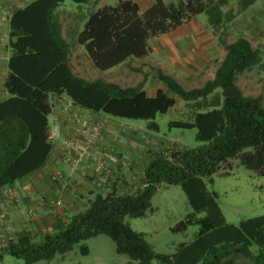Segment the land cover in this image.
<instances>
[{
    "label": "trees",
    "instance_id": "trees-1",
    "mask_svg": "<svg viewBox=\"0 0 264 264\" xmlns=\"http://www.w3.org/2000/svg\"><path fill=\"white\" fill-rule=\"evenodd\" d=\"M65 1L35 0L10 19L12 55L5 84L10 97L0 103V190L46 166L53 150L49 116L54 97L66 95L83 109L113 118L145 120L156 132L158 116L175 109L177 98L188 111L181 114L182 121L170 122L169 127L195 129L202 145L173 151L158 148L139 188L124 193L112 187L107 194L95 195L84 211L60 220L38 242L25 234L16 242L3 243L0 262L4 254L25 264L53 261L76 245L105 235L113 240L118 254L139 264H152L155 259L160 264H264V216L238 226L230 224L217 194L208 189L224 164L236 158L248 170L264 175V104L261 98L246 96L237 83L239 75L262 62L261 52L245 38L225 43L226 57L215 78L191 90L158 69L156 77L163 89L154 97L143 85L123 88L103 80L86 81L74 74L70 64L72 46L58 15ZM70 1L82 5L92 0ZM151 2L143 13L133 0H120L89 16L77 42L97 69L108 71L131 58H145L153 51L151 39L175 31L202 13L219 15L215 9L207 10L201 0ZM164 184L180 186L192 209L173 231L199 227L194 241L180 245L173 255L156 253L143 234L124 222L127 216L144 218L153 211V197ZM82 252L88 255V247L83 246ZM244 258L248 262L240 263Z\"/></svg>",
    "mask_w": 264,
    "mask_h": 264
},
{
    "label": "rangeland",
    "instance_id": "rangeland-1",
    "mask_svg": "<svg viewBox=\"0 0 264 264\" xmlns=\"http://www.w3.org/2000/svg\"><path fill=\"white\" fill-rule=\"evenodd\" d=\"M120 0H92L88 4H75L70 0L59 7L58 15L63 25L65 38L72 46L70 64L74 73L86 81L103 80L120 85L123 88L143 85L150 97L155 96L156 71L162 69L166 74L178 77L179 83L187 90L203 87L207 81L215 78L216 72L226 57L225 43L239 38L250 41L254 49L261 52L262 62L238 76L237 83L246 96L261 98L264 104V22L245 21L236 18L232 23L221 27L205 26L204 18L186 23L180 33H168L150 40L152 53L142 59L131 58L121 66L101 71L97 69L85 49L77 42L78 34L83 30L89 16L106 5H116ZM145 12L152 4L151 0H133ZM167 4L179 0H166ZM264 4V2H262ZM252 25L247 26L246 24ZM263 23V24H260ZM54 97L51 102L55 101ZM175 109L165 115H159V132L148 128L145 120L117 118L134 130H139L140 140L147 139V154L158 148L168 151L194 149L202 145L197 141V131L170 128L169 123L182 121V113L188 106L179 100ZM77 114V113H76ZM79 118V115H76ZM145 139V140H146ZM148 156V155H147ZM134 159V155H130ZM208 189L218 196V203L228 223L238 226L241 222L264 216V175L248 170L240 158L224 164L221 172L214 176V184ZM42 199L41 204H52ZM55 202V201H54ZM63 206V205H62ZM153 211L144 218L125 217L124 222L137 233L143 234L154 251L159 254L173 255L182 244H189L199 233L197 225L190 226L184 232H174L177 225L192 213L188 199L180 186L162 185L152 200ZM57 207V206H56ZM61 207V206H59ZM34 211L35 216L30 215ZM35 208L28 212L30 219H36ZM199 217H202L200 215ZM14 228V227H13ZM12 228V229H13ZM8 231V230H7ZM12 231V230H10ZM1 235V233H0ZM7 243L6 235L1 236ZM18 239L16 238L15 242ZM14 242V241H12ZM87 246L89 254L84 255L82 247ZM246 263V258L240 259ZM0 264H25L9 254L3 255ZM35 264H139L127 255L118 254L113 240L105 235L91 238L75 246L66 255H57L53 261H41ZM152 264H160L153 260Z\"/></svg>",
    "mask_w": 264,
    "mask_h": 264
},
{
    "label": "crops",
    "instance_id": "crops-1",
    "mask_svg": "<svg viewBox=\"0 0 264 264\" xmlns=\"http://www.w3.org/2000/svg\"><path fill=\"white\" fill-rule=\"evenodd\" d=\"M33 1L0 0V103L10 97L5 87L12 55L9 47L10 19L15 11ZM201 1L208 6L207 10L219 12L216 17L202 13L191 19L204 18L205 15V26H225L236 18L264 22V0ZM183 26L173 33H180ZM173 77L179 82L178 77ZM155 86L163 89L159 82ZM175 99L177 106L180 102ZM51 103L50 134L61 127L63 136L53 141V150L44 168L20 179L11 187L16 193L13 198H6L0 190V246L5 240L1 238L2 235H6V241L10 242L25 234H29L35 242L40 241L45 234L54 231L60 220H68L84 211L95 195L107 194L112 187L124 193L136 190L141 186L147 163L152 159V153L147 154L145 136L144 140H140L137 136L139 130H134L121 120L83 109L66 95ZM76 113L79 118H76ZM66 142L78 144L79 150L75 152L69 149ZM80 154L83 160L79 164L75 159ZM131 154L134 159L130 158ZM42 199L61 201L63 206L43 205ZM32 208L37 210L36 219L27 216Z\"/></svg>",
    "mask_w": 264,
    "mask_h": 264
},
{
    "label": "built area",
    "instance_id": "built-area-1",
    "mask_svg": "<svg viewBox=\"0 0 264 264\" xmlns=\"http://www.w3.org/2000/svg\"><path fill=\"white\" fill-rule=\"evenodd\" d=\"M62 136H63L62 128H61V127H58V128L56 129L55 133L51 135V139H52V140H57V139L62 138ZM66 144H67V147H68L69 149H71V150H73V151H75V152H76L77 150H79V146H78V144H76V143H69V142H66ZM82 160H83V156H82L81 154L78 155V156H76L75 161H76L77 163L80 164V163L82 162ZM2 191H3V195H4L6 198H13V197L15 196V194H16L11 188H5V189H3ZM52 204H53V205L55 204L57 207L63 205L61 201H55V202H52ZM35 214H36V213H35L34 211H30V215H31V216H35ZM0 228H1V224H0Z\"/></svg>",
    "mask_w": 264,
    "mask_h": 264
}]
</instances>
